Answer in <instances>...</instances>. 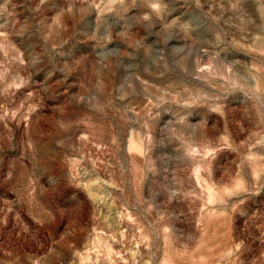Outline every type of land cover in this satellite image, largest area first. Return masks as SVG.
<instances>
[{"label": "rangeland", "instance_id": "374dc122", "mask_svg": "<svg viewBox=\"0 0 264 264\" xmlns=\"http://www.w3.org/2000/svg\"><path fill=\"white\" fill-rule=\"evenodd\" d=\"M0 264H264V0H0Z\"/></svg>", "mask_w": 264, "mask_h": 264}]
</instances>
